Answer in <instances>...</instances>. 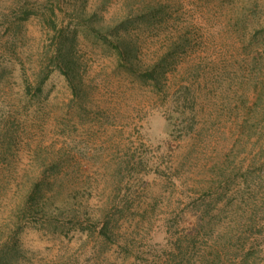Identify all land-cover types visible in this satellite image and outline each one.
<instances>
[{"label": "rangeland", "instance_id": "rangeland-1", "mask_svg": "<svg viewBox=\"0 0 264 264\" xmlns=\"http://www.w3.org/2000/svg\"><path fill=\"white\" fill-rule=\"evenodd\" d=\"M255 17L264 0H0V264H264ZM121 20L145 54L178 38L167 90L82 27ZM31 179L42 199L25 213Z\"/></svg>", "mask_w": 264, "mask_h": 264}, {"label": "trees", "instance_id": "trees-1", "mask_svg": "<svg viewBox=\"0 0 264 264\" xmlns=\"http://www.w3.org/2000/svg\"><path fill=\"white\" fill-rule=\"evenodd\" d=\"M146 8H149L148 12H154V7ZM251 20L256 27L264 28V17H255ZM123 24L124 21L121 20L116 24L113 23V25H105L103 27L82 26L80 23L79 27H84L89 35L98 40L101 46L109 50L114 64L121 68L124 73L135 77L139 82L144 83L153 90H167V74L175 69L177 63L178 38L175 43L167 42L165 43L167 45L163 48L154 49V51L145 54L136 45L132 34L128 32L125 26L123 27ZM74 33L75 31L73 35ZM71 58L70 49L58 48V50L55 49L50 54V62L55 64V69L64 76L70 88L75 91L73 81L76 75L73 72V60ZM49 73L47 72L45 75L38 74L33 77L32 82L37 93H41L42 86ZM39 182L35 179L28 181L29 188L21 196L16 208L25 213H30L40 207L42 192L39 189ZM14 223L16 224V222ZM106 228L107 223L100 228L101 235H105Z\"/></svg>", "mask_w": 264, "mask_h": 264}]
</instances>
